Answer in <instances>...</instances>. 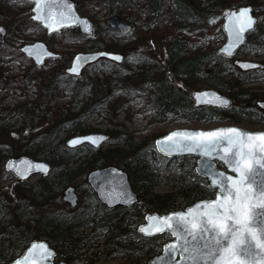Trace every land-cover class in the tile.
<instances>
[{
    "label": "trees",
    "instance_id": "16d2710c",
    "mask_svg": "<svg viewBox=\"0 0 264 264\" xmlns=\"http://www.w3.org/2000/svg\"><path fill=\"white\" fill-rule=\"evenodd\" d=\"M75 1L81 15L85 11L82 5L94 10L102 8L110 16H118L129 23L133 34H136L134 30L138 26L147 38H160L165 45L164 55L161 59H151L136 52L135 37L129 38L131 46L118 44V40L127 38L130 31L111 32L94 24L91 37L82 35L89 40L83 50L124 52L126 57L131 58L130 63L123 60L121 64H116L102 59L87 66L80 77H71L63 73V67H66L72 55H59L56 59L47 60L58 69H52L56 71V75L45 85L34 78V86L40 99L33 103L32 108H39L42 103L49 102L53 95L63 92L70 100L66 106L46 108L48 111L45 107L39 109L38 115L46 124L42 133L40 132L42 138L39 136L40 139L34 142L39 146L31 156L34 159L45 158L50 165V172L39 177L34 185L28 186V193L23 194L22 189H16L15 197L21 201L19 208L15 207L18 202L9 199L12 197L8 189H14V185L0 189V215L7 216L5 223L0 220V264H7L18 256L32 239L45 240L55 248L56 261L70 263L80 259L84 264H101L117 258L124 259L126 264H143L160 252L165 239L164 235L144 237L137 232V226L143 222L144 215L180 209L208 195L199 188L201 183H207L195 174L194 163L182 166L187 180L177 190L163 194L154 192L153 188L164 169V164L155 167L154 162L157 158H164L154 148V137L134 138L116 119L117 114H111L115 96L124 101L117 109L118 113H127L129 105L136 104L140 105L141 111H150L154 122H162L169 117L211 119L225 117L224 113H228L230 119L242 116L264 125V113L256 106L263 95L245 87L264 82V3L260 4L258 0ZM223 4L229 7L251 5L255 14L261 12L255 29L247 35L240 53H252L261 58L262 68L240 71L231 59L217 55L215 49L209 47L206 35L198 41L188 36L192 26L203 24L204 19L213 16L214 9L220 13L219 8ZM213 18L217 23L213 40L222 42L224 36L219 23L221 16ZM1 21L13 29L6 20ZM24 22L21 31L23 34L28 28L30 32L39 31L46 43L50 37L70 31L62 30L45 36L43 29L30 20L29 13ZM10 24L18 23L12 18ZM73 35L81 36L78 33ZM110 35L117 37V40L109 39ZM47 45L49 46L48 43ZM6 51L5 45L0 43V57L6 55ZM128 51H132L130 56ZM8 54V61L17 60L20 66L37 72L38 68L24 58L17 47L10 49ZM4 70L0 66V74ZM201 82L230 96L234 102L232 107L226 111L195 107L188 90ZM13 84L1 83L0 87L8 90L12 85L13 89L16 86ZM48 112L51 113L50 120L45 116ZM90 115L103 118L107 124L115 127L114 130L106 131L109 134L108 147L93 149L87 144L76 148L66 147L64 140L58 139L61 132H65L68 137L95 131L83 124ZM4 119L0 121V134L7 133L1 126ZM14 121L16 119H10V125ZM2 146L0 145V153L3 154L0 156V182L11 180L10 184H21L3 169L4 159L13 154L5 151ZM109 164L119 166L127 173L131 187L138 196L136 205L107 209L97 201L95 194L87 186V172ZM67 185L73 186L78 195V203L74 208L64 204L62 200L61 191ZM25 200L27 210L34 211L30 224L19 214L23 205L20 203Z\"/></svg>",
    "mask_w": 264,
    "mask_h": 264
},
{
    "label": "water",
    "instance_id": "95a60500",
    "mask_svg": "<svg viewBox=\"0 0 264 264\" xmlns=\"http://www.w3.org/2000/svg\"><path fill=\"white\" fill-rule=\"evenodd\" d=\"M27 1L32 3V6L30 8V19L33 22L39 24L45 30L46 35H50L52 33L59 32L62 29L71 27H77L79 33L85 36H91L93 34V22L89 17L81 16L78 13L76 8L77 5L74 0H39V9H37V0ZM69 4L71 5V10L66 7V5ZM245 8L250 9L248 16H250L255 21V23L253 24L252 29L246 30L243 33L242 41L237 42L233 34L234 30L235 28H238L240 26V22L246 19V17L240 18V21L238 22L236 20V16L230 17L228 14L234 13L238 15L239 11ZM37 16H39V19H35V17ZM221 18V30L224 35V42L216 49V54L232 59L238 54L239 49L243 46L247 33L254 29L256 24V17L253 14V9L250 5H241L234 8L223 9L221 11ZM85 21L87 22L86 24L83 23ZM105 27L110 31L117 32H128L131 28L130 24H128L118 16H110L109 18H107ZM85 28H88L87 32L84 30ZM0 30H2L0 31V43H3L4 36L6 34L5 26L0 25ZM18 50L25 58L30 59L37 68L41 67L46 59H53L59 56V54L49 50L46 43L42 40H36L32 43L24 44L20 46ZM105 53L107 55H102ZM114 56H120L121 60H114ZM100 58H105L116 63H121L123 60V55L118 52L106 50L76 52L72 55L68 66L64 69V73L68 76L78 77L86 66L96 62ZM233 63L240 71L255 70L262 67L261 62L252 60L234 59ZM245 65H248V67H245ZM73 68H75V72L72 71ZM204 93H208L209 95H204ZM190 99L193 105L196 107L207 106L218 110L228 109L232 104V100L230 97L220 93L218 90L213 88L193 89L190 91ZM223 101H227L228 103L224 104ZM257 105L259 107H264V100L257 102ZM228 128H236L242 133H264V131H250L234 125H224L216 126L210 129L175 128L155 138L154 146L156 148V151L160 155L168 159L185 156L196 157V174L207 180L209 185L216 189V193L213 198L197 200L192 204L186 206L184 209L171 210L165 213L154 212L146 214L144 216V222L138 226L137 231L146 237L166 233L170 235L171 239L162 244L161 250L157 255L150 258L143 264H190L189 261L183 258L184 256H186V254L182 252V241L178 240L177 235L173 234L174 231L177 234L183 233V226L176 223V217L174 214L187 213L189 209L194 208L197 204L202 205V202L215 201L218 195L222 196L218 187L219 178L214 176L215 173H223L225 177H236L237 175L230 170V168L225 164L223 160L220 159V156L224 154L222 148L227 146L226 143L222 145V148L218 149L216 152H209L205 154L201 149L198 148L191 152L185 149L174 150L166 153L158 142L164 141V138L172 132H207ZM86 137L93 138L95 142L93 143L92 140L84 139ZM107 139L108 134L104 132L76 134L66 139L65 145L69 148H75L81 144H88L93 148H99L107 141ZM174 139L179 140L181 138L174 137ZM244 139L247 140V136H245ZM73 140H78L80 142L77 144H71L70 141ZM166 143L171 142L167 141ZM185 143L190 142L185 141ZM262 143H264V141H260L259 139H255L253 141V144L256 147V156L251 161V166L254 168V173L250 174L251 178L249 180V183L251 184L252 178L256 179L257 183L253 185L255 189H259V181L264 179V168H261L259 166L260 157L264 155V150H261L259 148V145ZM235 150L236 149H233V151ZM245 151H247V148H245ZM217 163H220L224 168H218ZM3 167L7 173L12 174L20 181H27L34 176L46 175L50 171V165L45 160L33 159L26 155L7 158L4 162ZM214 179L217 180V184L213 183ZM86 182L88 184V187L94 192L98 202L109 209L116 207H129L133 204H136L138 201L137 194L131 188L126 172L117 166L107 165L89 171L86 175ZM122 193L125 195H121ZM62 200L70 207H75L77 203V196L72 186H68L65 188ZM249 211L255 216L256 223L253 225V227L259 229L261 226L259 221L264 219V207L256 204L253 206V208L249 209ZM150 217H156L158 219L151 220L149 219ZM163 217H173V219L170 221V224L172 225L171 228H169L168 226H164V231L154 232V234L152 235H146L145 233L139 231L141 227L148 229L153 225H160L161 221L159 218ZM188 219L190 220L191 218L189 217ZM187 227L191 229V224L189 223ZM188 239H191V237H188ZM34 244L44 245L45 248L49 252L54 253V255L45 259V248L37 247L33 249L32 246ZM253 250L259 253V249H256L255 246H253ZM55 254V249L52 248L47 241L33 239L29 242L23 252L18 257L11 260L8 264H16V261L18 260L23 262L25 257H28L27 264H54ZM260 259L261 257L257 256L255 264H260ZM56 264L67 263L64 261H60Z\"/></svg>",
    "mask_w": 264,
    "mask_h": 264
},
{
    "label": "rangeland",
    "instance_id": "374dc122",
    "mask_svg": "<svg viewBox=\"0 0 264 264\" xmlns=\"http://www.w3.org/2000/svg\"><path fill=\"white\" fill-rule=\"evenodd\" d=\"M20 1L22 2L14 3L12 2V0H0V10H2L0 11V23L5 24L1 21L3 19L6 20V23L9 26L13 27V29L7 27L5 42L3 43L7 48V53H5L6 55L0 57V66L5 68V70L2 71V73L0 74V84L14 83L16 85L13 89H11L13 86L10 85V88H8V90L4 89L3 87H0V121L2 118H5L3 125L1 126L4 127L5 131L7 130V133L5 132L3 134H0V145H3L2 148L5 151L7 150V152L13 154L12 156L26 155L32 157L31 154L33 150L39 146L34 142L35 140L40 139V132L42 133V129L46 124L40 119V116L38 115L39 109L45 107V110H47L46 108H51L55 106H66L70 98L63 92L58 95H53L50 98L49 102L42 103L39 108H32V106H34L33 103L38 102V99H40V97L38 98L36 87L34 86V78L39 79L41 85H45L48 83L49 79L52 76L56 75V71L52 69H58V67L46 61L40 68L37 69V72H35L33 70H28L27 68L20 66L17 60L8 61L10 58V55L8 54L10 49L14 47L19 48L23 44L31 43L34 40H44V36H42V33H40L39 31L37 32L35 30L34 32H30V28H28L29 30H27L26 33L23 34L21 32L24 28L23 25L25 24L24 19L29 13L30 4L29 2H26L24 0ZM258 2L260 4H263L264 0H258ZM82 6L85 10L83 12L84 16L89 17L97 26L105 27V22L107 18L110 17L106 10L102 8L94 10L89 9V7L87 8L84 5ZM228 7L229 6H227L226 4H223L219 8L220 13L223 9ZM220 13L217 9H214L212 15L217 16L220 15ZM213 16L204 19L206 21L204 22L203 20V24H200L198 26H192L189 30L188 36L190 37V39L198 41L201 37L206 35V42L209 41V47L216 50L223 41L220 42L217 41V39L215 41L213 40L214 31L217 26V23ZM256 16L259 19V17L261 16V12L257 13ZM12 18L15 19L18 24H10V19ZM139 23L140 20L138 21V25ZM219 23L221 24V21ZM69 30L70 31L68 33L60 34L58 32V35L52 36L47 39L46 41L49 44V49L63 56H68V54L72 55L73 53L78 51H85L83 50V48L87 47L89 40L84 39L81 34V36L73 35L75 33L79 34L77 28H72ZM134 31L137 35L133 34L134 32L130 30L129 35L126 36L127 38H122L118 40V44H124L127 45V47L131 46L129 38L135 37L136 52H141L142 54L151 59H161L164 55L165 45L160 40V38H147L145 35H143L144 33H141V29L138 26H136V29ZM109 39L115 41L117 40V37L110 35ZM131 52L132 51H128V56H130ZM121 54L123 55V60H128L129 63L131 62V58L126 57L127 55L124 52H122ZM236 58L241 60L262 61L261 58L255 57L252 53L246 54L242 52L239 53ZM64 68L65 67H63V71ZM245 87H248L249 90L252 92H258L263 95L258 101L264 100V82L248 84ZM207 88L211 87L208 84L201 82L197 86L189 89L188 92L190 93V91L193 89ZM113 101L114 106L111 109V114H117V116L115 117L119 121V123L126 129H128L131 135L137 139H144L149 137L155 138L175 128L210 129L216 126L234 125L250 131H264V125L260 121L245 119L242 116H237L235 117V119H230L228 113H224L223 116L225 117H217L211 119H179L169 117L162 122H154L151 119V112L141 111L140 105L130 104L129 111L127 113L126 111H120L118 113L117 109L122 106V104H124V101L119 96H115ZM262 111L264 113V109H262ZM36 114L37 116H35ZM50 114L51 113L48 112L47 115H45L47 120H50L52 118ZM10 119L11 121L16 119L13 125H10ZM83 124L90 129H95V131L106 132L107 130H114L113 128H115L107 124L103 118H100L96 115H90L89 117H87ZM40 137L42 138V136ZM69 137L71 136L67 137L65 132H61L58 136V139H63L65 142V140ZM106 147H108V144L103 145L101 148L104 149ZM1 155L3 154L0 153V156ZM43 160L46 159L44 158ZM155 161V167L162 166L164 164V169L161 171L160 178L157 180V185L153 188V190L156 193L163 194L177 190L181 186V184L184 183L185 180H187L186 174L183 172L182 166L184 164H195L196 157L175 158L169 161H167L166 158L163 160L157 158L155 159ZM71 165L74 164L71 163ZM38 178V176H34L31 179L22 182L21 184H16L14 182L10 184L11 180H4L0 182V189L5 188V186L9 187V185H14V189H8V193H10L9 195L10 197H12L9 199L14 200L13 202L15 203L18 202L17 204H15V207L19 208V202L21 201H19L15 197L16 189L20 188L22 189L21 192H23V194H26L28 193V186L34 185ZM66 187L62 189L61 196L63 195V192ZM199 188H201V190L203 191H207V186L203 183L199 185ZM12 194L13 196H11ZM26 203L27 200H25L23 203H20L23 205L22 208L19 210V214L23 215L25 222L30 224L34 218V211H28L25 205ZM63 203L66 204L65 202ZM6 219L7 216H5V214L0 215L1 223H5ZM89 251L86 253L87 256L89 255ZM80 263L81 260H75L74 262V264ZM103 263L124 264V259L116 258L109 260V262L103 261Z\"/></svg>",
    "mask_w": 264,
    "mask_h": 264
},
{
    "label": "snow or ice",
    "instance_id": "6c2138e0",
    "mask_svg": "<svg viewBox=\"0 0 264 264\" xmlns=\"http://www.w3.org/2000/svg\"><path fill=\"white\" fill-rule=\"evenodd\" d=\"M66 7L71 10L70 4ZM37 9H39V0H37ZM249 11L250 9L245 8L239 11L238 15L228 14L230 17L236 16L238 22L240 18L246 17L234 30L233 34L237 42L242 41L243 33L252 29L255 23L248 16ZM35 19H39V16ZM84 30L87 32L88 28ZM113 59L119 61L121 57L114 56ZM72 71L75 72V68ZM204 95L209 94L204 93ZM223 103L227 104L228 102L223 101ZM245 136H247V140L244 139ZM174 137L181 139L175 140ZM84 139L95 142L91 137ZM255 139L264 141V133H242L236 128H228L207 132L177 131L166 136L164 141L158 142L166 153L185 149L191 152L198 148L205 154L216 152L226 143L227 146L222 148L224 154L220 156V159L232 172L237 174L236 177H225L223 173H215L214 176L219 178L218 187L222 196L218 195L215 201L202 202V205L197 204L187 213L174 214L176 223L183 226V233L177 234L174 231L173 234L182 241V252L186 254L183 258L190 264H255L257 256L261 257L260 264H264V219L259 221L261 225L259 229L253 227L256 220L249 211L256 204L264 207V179L259 181V189L253 187L257 183L256 179L252 178L251 184L249 183L250 174L254 173L251 161L256 156V147L253 144ZM167 141L171 143H166ZM185 141L190 143H185ZM79 142L78 140L70 141L71 144ZM259 148L264 150V143L260 144ZM233 149L236 150L233 151ZM259 166L264 168V155L260 157ZM213 183L217 184V180L214 179ZM149 219L156 220L158 218L150 217ZM159 219L160 225H153L148 229L141 227L139 231L146 235H152L154 232L164 231V226L172 227L170 221L173 217ZM189 223L191 229L187 227ZM253 246L259 249V253L253 250ZM32 247L33 249L45 248L44 245L35 244ZM52 255L54 253L45 248V259ZM27 261L28 257H25L23 262L18 260L16 264H27Z\"/></svg>",
    "mask_w": 264,
    "mask_h": 264
},
{
    "label": "flooded vegetation",
    "instance_id": "af4514ba",
    "mask_svg": "<svg viewBox=\"0 0 264 264\" xmlns=\"http://www.w3.org/2000/svg\"><path fill=\"white\" fill-rule=\"evenodd\" d=\"M24 1H26V0H24ZM12 2H14V3H21L22 1H20V0H12ZM26 2H29V1H26ZM29 4H30V8H31L32 3L29 2ZM30 8H29V10H30ZM0 24L4 25V26L6 27V33H7V25H5V24H3V23H0ZM252 120H255V119H252ZM117 208H122V207H117ZM117 208H114V209H117ZM59 261H60V260H59ZM74 262H75V261H72V262H70V263H68V264H74ZM80 264H84V262L81 261ZM94 264H98V262H97V263H94Z\"/></svg>",
    "mask_w": 264,
    "mask_h": 264
}]
</instances>
